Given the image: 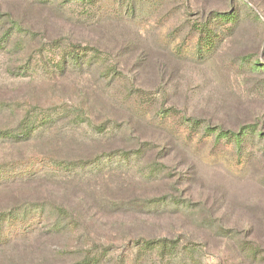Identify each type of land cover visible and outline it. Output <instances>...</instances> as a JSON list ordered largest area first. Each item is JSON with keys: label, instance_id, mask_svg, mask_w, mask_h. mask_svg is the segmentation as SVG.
Segmentation results:
<instances>
[{"label": "rangeland", "instance_id": "rangeland-1", "mask_svg": "<svg viewBox=\"0 0 264 264\" xmlns=\"http://www.w3.org/2000/svg\"><path fill=\"white\" fill-rule=\"evenodd\" d=\"M31 1L0 0L1 15L44 30L33 47L0 50V129L26 112L36 125L62 112L83 123L68 117L33 140L0 141V210L21 207L14 229L36 227L8 240L13 225L2 213L0 264H132V241L159 236L181 239L174 263L264 264V0H40L58 9ZM77 44L87 48L77 64L47 79L43 70ZM136 136L153 141L151 159L123 157L76 170L66 188L49 184L60 179L45 173L59 172L44 158L88 155L97 141L130 149ZM163 143L170 153L160 160ZM152 160L167 166L164 181L138 176ZM23 170L35 180L10 178ZM170 194L182 200L178 215L111 208ZM31 202L68 210L74 231L49 235L39 208H22Z\"/></svg>", "mask_w": 264, "mask_h": 264}, {"label": "trees", "instance_id": "trees-1", "mask_svg": "<svg viewBox=\"0 0 264 264\" xmlns=\"http://www.w3.org/2000/svg\"><path fill=\"white\" fill-rule=\"evenodd\" d=\"M37 5L42 6L43 8L48 7L49 9L57 8V6L51 4V2L48 1H31ZM247 7L248 5L245 4ZM58 9V8H57ZM215 17L220 18L222 20L225 18L228 14L226 13H219L214 12ZM234 13V12H233ZM235 21V20H234ZM236 22V21H235ZM6 27V25H8ZM38 28V27H37ZM35 29V30H34ZM202 32L206 31V27H203L201 29ZM209 31V30H207ZM36 32V33H35ZM44 32L42 29H36L32 23H30L27 19H24L21 23L13 20L12 16L10 15H1L0 14V50L5 51L6 48L12 47L15 50H24L26 47H33V43H30L32 41L36 40V37ZM209 33V32H208ZM36 34V35H35ZM207 35V34H205ZM212 37L206 36L205 45H208L211 43ZM73 50L70 52L72 53L69 56L68 61H63L61 63H57L54 65V69L50 67H46L43 70L44 76L47 79H56L63 77L66 72H68V68L72 66L73 64H77L79 61V57L83 54L84 51L87 50L85 46H82L80 44L73 45ZM41 49V46L37 49L36 52H38ZM23 70H28V67L25 65L22 66ZM78 114V113H77ZM77 114H68L67 112H62L60 115H57L56 117H42L40 120H38V125H36L35 121L37 120L35 118V114L32 112H26L25 116L22 118L21 122L15 127V128H1L0 129V141H8L12 144H18L27 142L30 140H33L35 137H37L40 133H42V130H45V126H52L56 124L59 121H64L68 117L69 118L68 124L74 121L75 124L80 125L83 123L82 117ZM48 118V119H47ZM43 127V128H42ZM100 130L101 128L98 127ZM220 131L224 133H229L231 131L229 130H223L220 129ZM115 136V135H113ZM140 136L133 137L131 147L130 149H126L124 147H119V145L103 141V142H93L91 143V147L93 148L91 152L85 153L80 156V154H74L72 158L70 159H57V158H44L49 160L48 162H43L45 165L44 167L50 170V172H59L55 174H48L45 173L47 177H50L51 179H57L59 180L54 181L51 180L49 184H51L55 188H66L67 185L70 184L67 181V177L72 176L76 170L78 169H84L86 167H100L101 165L104 167V165L110 164L111 162H114L116 165L122 164L120 162V159L123 157L126 159H130V161H126L127 165L131 164V161L136 163H141L144 160H147L150 158V152L154 148L153 141L151 140H145ZM161 155L159 157L160 160H164L166 158L170 151L166 147V143L161 144ZM132 159V160H131ZM151 159V158H150ZM147 165L145 168L137 169V174L140 178H143L146 182H152V181H164V179L167 178L169 175L164 170L167 168V166L164 165V163H161L160 161H147ZM49 163V164H48ZM48 164V165H47ZM55 164V168L50 165ZM12 167V164H8ZM138 165V164H137ZM24 167V166H23ZM24 168H27V171L30 169V166H25ZM58 168V169H56ZM52 170V171H51ZM92 169H88L90 171ZM25 172V173H24ZM102 172V173H100ZM97 173V174H96ZM92 177L95 176H101L103 175V169H97L95 172L89 173ZM26 171H21V175H18L20 178H17L16 175L10 177L14 178L15 182L19 180V182H25V184L31 183L32 180L35 179H28L24 181L26 176ZM8 181V177H5ZM62 180V181H61ZM14 181L12 183H15ZM68 183V184H67ZM11 184V182H9ZM180 184V182H179ZM174 195H168V196H161L160 198L157 197H151L148 196L147 199L145 198H138L139 196H134L131 200H121L122 203H117L118 205H111L112 209L117 208L119 210H132L137 211L140 214H144L147 216L151 215H160L163 213H169L173 215H178L181 213L183 209L182 206V200L178 197H173ZM118 200V199H117ZM94 205L101 206L99 202H94ZM163 208L159 211H156L158 208ZM26 207L29 209L36 210L39 208L40 211V219L38 223H41L45 221L44 223L47 224L49 227L48 234L51 235L52 233H68L74 231L72 227V224L75 223L74 219L69 216L68 210L64 209L62 206L47 205L43 202H31L28 204H25L22 206V208ZM21 208V207H18ZM10 207L5 211L2 212L0 210V220L2 217V213L6 214V217L8 220L12 223L13 227L11 228V231H9L7 238L8 240L12 238H21L26 236V234H29L30 232H34L36 230V227H31L28 229V233H26L25 229H14L15 224H20L22 222L23 217L22 215L25 214V212L21 213L17 209ZM63 208V209H62ZM103 210H100L101 212H106V210L102 207H99ZM116 209V210H117ZM91 210V208H90ZM89 213V212H88ZM158 213V214H157ZM69 220H65V218H68ZM37 223V222H36ZM65 231V232H64ZM180 240L177 238H169L166 236H159V237H142L138 240H133L132 243L135 244L136 254L133 256L132 264H185L183 259H180L177 263H174V258L176 256V252H178L180 248ZM248 246V245H247ZM245 247L250 250L251 247ZM186 248V247H185ZM189 252H194V249L191 247H187ZM255 248V247H254ZM243 249V248H242ZM153 251H156L153 254H151ZM150 252V253H149ZM188 253V254H191ZM157 255V257H156ZM86 264V263H85Z\"/></svg>", "mask_w": 264, "mask_h": 264}]
</instances>
